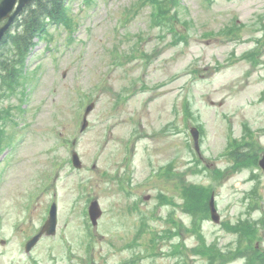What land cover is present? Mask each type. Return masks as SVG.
Returning <instances> with one entry per match:
<instances>
[{
	"label": "rangeland",
	"instance_id": "374dc122",
	"mask_svg": "<svg viewBox=\"0 0 264 264\" xmlns=\"http://www.w3.org/2000/svg\"><path fill=\"white\" fill-rule=\"evenodd\" d=\"M69 5L71 26L37 39L24 93L0 100L16 109L0 154V264H217L219 254L202 253L211 248L231 251L218 264H248L256 243L264 249V171L254 162L264 153V0ZM230 134L233 151L253 136L248 164L229 157ZM190 182L215 191L229 226L203 205L178 206L176 184ZM93 199L103 208L96 227ZM53 201L57 235L28 254ZM243 220L249 237L231 225Z\"/></svg>",
	"mask_w": 264,
	"mask_h": 264
},
{
	"label": "trees",
	"instance_id": "16d2710c",
	"mask_svg": "<svg viewBox=\"0 0 264 264\" xmlns=\"http://www.w3.org/2000/svg\"><path fill=\"white\" fill-rule=\"evenodd\" d=\"M69 2L70 0H35L26 8L18 23L21 31L8 33L0 45V92H16L25 75L28 56L36 45L35 38L49 34L51 26H71L73 15ZM182 195L187 211L206 206L209 197L206 189L198 185H185ZM161 197L168 200L165 194H161Z\"/></svg>",
	"mask_w": 264,
	"mask_h": 264
},
{
	"label": "water",
	"instance_id": "95a60500",
	"mask_svg": "<svg viewBox=\"0 0 264 264\" xmlns=\"http://www.w3.org/2000/svg\"><path fill=\"white\" fill-rule=\"evenodd\" d=\"M17 0H3V2L0 5V20L4 19L6 16H9L10 12L13 10L14 5L16 3ZM31 0H21L20 1V6L19 9L23 8L25 4L29 3ZM13 16H10V21L13 19ZM6 26L0 28V39L3 36L4 32L6 31ZM93 107V105H91L88 108V111L91 110V108ZM86 125V123H85ZM84 125V126H85ZM195 131V130H193ZM197 137V134H196ZM74 162L76 165H81V162L79 161V157L77 154L74 155ZM261 164L264 166V157L261 159ZM210 208H211V212H212V217L215 220H219L220 215L217 212L216 206H215V199H214V195L212 196L211 200H210ZM90 213H91V217L93 222L96 224L97 223V218L101 215V209L99 207V203L97 200L93 201L90 207ZM56 224H57V207L56 204L52 205L51 208V212H50V218L48 219V221L46 222L44 228L42 229V231L36 235L35 237H33L27 244V250H30L31 247L37 242V240L39 239V237L41 236V234L47 230L48 233H55L56 230Z\"/></svg>",
	"mask_w": 264,
	"mask_h": 264
}]
</instances>
